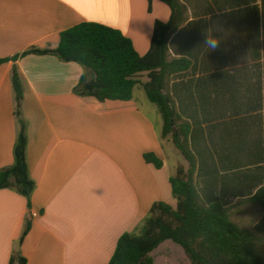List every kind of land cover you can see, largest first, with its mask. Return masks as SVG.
I'll use <instances>...</instances> for the list:
<instances>
[{"label":"crops","instance_id":"0c3cea01","mask_svg":"<svg viewBox=\"0 0 264 264\" xmlns=\"http://www.w3.org/2000/svg\"><path fill=\"white\" fill-rule=\"evenodd\" d=\"M227 1L181 0L188 21L170 37L169 53L192 65L171 78L166 92L191 125L203 204L233 207V222L251 230L264 216L247 201L264 186V7L249 32V7ZM171 16L159 0L151 12L148 0H0V59L7 60L0 64V170L14 164L16 68L36 184L31 208L15 191L0 190V264L21 257L26 264H108L124 234L140 233L154 204L177 208L170 178L189 164L162 139L161 114L143 87L148 73L138 76L132 100L100 102L74 92L81 65L23 55L55 50L62 32L92 22L119 30L145 56L156 21ZM209 29L221 40L210 53L203 46ZM149 153L163 168L145 162Z\"/></svg>","mask_w":264,"mask_h":264},{"label":"trees","instance_id":"16d2710c","mask_svg":"<svg viewBox=\"0 0 264 264\" xmlns=\"http://www.w3.org/2000/svg\"><path fill=\"white\" fill-rule=\"evenodd\" d=\"M153 1L148 0L150 12ZM159 1L171 9L172 16L167 23L156 21L145 56H140L132 41L119 30L92 22L62 32L55 50L32 48L23 55H52L62 62L81 65L84 73L74 92L100 102L132 100L138 76L148 73L149 81L143 87L161 114L162 139L172 141L189 164L188 170L179 167L170 178L177 208L164 202L154 204L140 233L124 234L108 264H156L151 253L166 241L180 246L189 264H264V216L251 230H246L233 222V207L219 203L206 206L202 202L194 180L197 160L190 147L191 125L179 116L166 92L171 78L188 72L192 65L187 58H171L168 47L173 33L188 21V11L181 0ZM5 62L0 59V64ZM12 83L19 132L14 164L0 170V190L15 191L26 198L31 208L36 184L27 163L26 123L22 117L24 91L16 68ZM144 160L157 169L164 166L163 160L153 153L145 154ZM247 201L264 213V186ZM30 229L28 221L20 244ZM19 264H26V260L19 258Z\"/></svg>","mask_w":264,"mask_h":264},{"label":"rangeland","instance_id":"374dc122","mask_svg":"<svg viewBox=\"0 0 264 264\" xmlns=\"http://www.w3.org/2000/svg\"><path fill=\"white\" fill-rule=\"evenodd\" d=\"M227 4H244L249 8L246 10V14L249 16V19L254 21L253 28L248 29L249 32L256 30V18L257 11L260 10L261 6L264 7V0H228ZM243 14L244 12L241 11ZM255 26V27H254ZM151 256L154 258L156 264H189V260L187 259L185 253L182 248L171 241H166L159 249L154 251Z\"/></svg>","mask_w":264,"mask_h":264},{"label":"clouds","instance_id":"9594fccd","mask_svg":"<svg viewBox=\"0 0 264 264\" xmlns=\"http://www.w3.org/2000/svg\"><path fill=\"white\" fill-rule=\"evenodd\" d=\"M220 44H221V40L214 35V30L209 29L205 33V42H204L203 46L210 53L211 51L216 50L219 47Z\"/></svg>","mask_w":264,"mask_h":264}]
</instances>
